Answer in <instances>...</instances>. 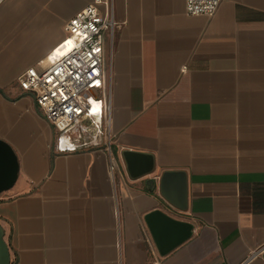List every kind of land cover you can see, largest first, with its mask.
I'll return each instance as SVG.
<instances>
[{
	"label": "crops",
	"instance_id": "obj_1",
	"mask_svg": "<svg viewBox=\"0 0 264 264\" xmlns=\"http://www.w3.org/2000/svg\"><path fill=\"white\" fill-rule=\"evenodd\" d=\"M91 1L0 4V137L20 160L0 192L10 264H239L260 247L244 264H264V0H222L212 14L111 0L113 174L105 143L58 149L18 81L56 59L65 23ZM124 148L152 153L154 170L132 176ZM167 169L187 174L184 209L160 191ZM157 207L194 226L166 254L145 219Z\"/></svg>",
	"mask_w": 264,
	"mask_h": 264
},
{
	"label": "built area",
	"instance_id": "obj_2",
	"mask_svg": "<svg viewBox=\"0 0 264 264\" xmlns=\"http://www.w3.org/2000/svg\"><path fill=\"white\" fill-rule=\"evenodd\" d=\"M221 1L186 0V8L191 14H212ZM117 24L111 0H92L65 23L66 35L57 46L56 59L43 69L29 66L18 76L20 86L34 94L44 116L57 130L56 147L105 143L110 151L112 174L116 168L112 149L115 132L107 44Z\"/></svg>",
	"mask_w": 264,
	"mask_h": 264
},
{
	"label": "water",
	"instance_id": "obj_3",
	"mask_svg": "<svg viewBox=\"0 0 264 264\" xmlns=\"http://www.w3.org/2000/svg\"><path fill=\"white\" fill-rule=\"evenodd\" d=\"M127 169L132 176L151 172L155 167L154 156L150 152L136 149H122ZM20 172V160L14 146L0 137V192L13 186ZM187 174L182 169L164 170L160 177V191L172 203L184 209L187 206ZM160 253L166 254L188 239L193 232V223L174 217L157 207L145 215ZM11 263V249L5 237V228L0 223V264Z\"/></svg>",
	"mask_w": 264,
	"mask_h": 264
},
{
	"label": "rangeland",
	"instance_id": "obj_4",
	"mask_svg": "<svg viewBox=\"0 0 264 264\" xmlns=\"http://www.w3.org/2000/svg\"><path fill=\"white\" fill-rule=\"evenodd\" d=\"M39 49H40L39 52L45 51V44H42ZM32 50H34V49H32ZM105 114H106V112H104V116H105Z\"/></svg>",
	"mask_w": 264,
	"mask_h": 264
}]
</instances>
